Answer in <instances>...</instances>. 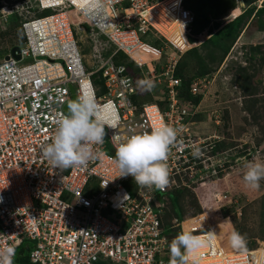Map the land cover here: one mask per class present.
Segmentation results:
<instances>
[{"label":"built area","instance_id":"built-area-1","mask_svg":"<svg viewBox=\"0 0 264 264\" xmlns=\"http://www.w3.org/2000/svg\"><path fill=\"white\" fill-rule=\"evenodd\" d=\"M246 1L235 0L238 12L227 18L264 10V0ZM14 18L20 41L0 51L8 56H0V250L16 253L30 240L29 264H168L169 243L188 230L206 240L199 264H264V245L235 250L224 241L214 219L219 206L164 220L169 195L191 188L189 180L202 179L209 167L205 140L191 128L201 112L194 96L206 90V79L193 78L185 90L176 69L188 49L208 38L213 20L194 33L195 14L184 0H98L96 6L91 0H0V32ZM78 31L93 42L92 70ZM14 46L19 58L10 53ZM142 78L155 84L146 91L153 101L140 103ZM71 85L76 99L91 93L96 118L116 127L91 146L94 159L86 167L61 170L43 157L42 146L54 135L58 115L67 114ZM165 125L177 130L167 188H139L133 177H119L116 145Z\"/></svg>","mask_w":264,"mask_h":264},{"label":"rangeland","instance_id":"rangeland-1","mask_svg":"<svg viewBox=\"0 0 264 264\" xmlns=\"http://www.w3.org/2000/svg\"><path fill=\"white\" fill-rule=\"evenodd\" d=\"M229 2L233 3L228 5ZM187 3L194 8L201 6L199 17L206 26L213 20L210 35L195 47L196 56L183 54L179 62L184 76L198 72L205 75L207 86L201 101L204 111L193 118L191 128L196 138L205 140L204 163L209 167L202 179L189 180L191 188L183 186L187 189L177 196L186 215L219 206L214 219L220 220L217 229L224 241L238 230L246 239V248L263 246L264 179L259 188L252 189L246 186L243 175L249 162L264 163V27L258 22L264 21V13L256 19L248 16V10L242 13L237 17L239 31L227 38L225 30L233 21L227 17L234 0H187ZM17 26L18 18H14L9 28L0 32V50L20 41ZM77 38L86 67L92 70L93 42L85 32L78 31ZM139 92L140 103L154 100L153 94ZM214 110L221 114L219 124L214 123L210 114ZM201 166L202 162L193 168ZM187 178L183 177V181ZM33 244L24 240L16 248L13 264L22 263L20 258H27Z\"/></svg>","mask_w":264,"mask_h":264},{"label":"clouds","instance_id":"clouds-1","mask_svg":"<svg viewBox=\"0 0 264 264\" xmlns=\"http://www.w3.org/2000/svg\"><path fill=\"white\" fill-rule=\"evenodd\" d=\"M81 2L88 4L90 0H81ZM91 2L93 6L98 4V0H91ZM231 10H237L235 3L230 8ZM0 56L2 57V53ZM154 87L155 84L147 79L142 78L137 82V88L145 92L151 91ZM204 94L205 91L202 95L194 96V100L198 98L195 100L196 102L200 101V109ZM66 108L67 114L61 113L55 120V131L50 142L42 146L43 157L53 168L61 170L86 167L89 161L94 159L91 146L102 144L107 135L106 128L115 129L116 124L96 118L97 104L94 96L89 92H81L77 99L67 103ZM203 111L201 109L200 113ZM176 137L177 130L167 125L153 128L150 132H140L127 137L116 145L114 163L119 171L118 176L133 177L136 186L139 188L149 190L154 188L164 191L169 185V172L166 162ZM193 155L198 156L199 150L194 151ZM246 169L243 175L246 186L252 189L259 188V182L264 179V163L249 162ZM200 211L202 210L198 212ZM184 216L190 215L185 214ZM210 239L211 237H208V241ZM228 240L231 248L235 250L246 248V239L239 232L233 231ZM205 244L206 240L201 236L188 230L180 231L169 243L168 264H199L200 250ZM14 255V248L8 247L0 250V264H13Z\"/></svg>","mask_w":264,"mask_h":264},{"label":"trees","instance_id":"trees-1","mask_svg":"<svg viewBox=\"0 0 264 264\" xmlns=\"http://www.w3.org/2000/svg\"><path fill=\"white\" fill-rule=\"evenodd\" d=\"M248 1L249 0H247L246 2L248 3ZM232 3L233 2H229L228 5H231ZM184 5H185V7L189 8L195 14V20H194V23L192 25V29H193L194 33H198L199 31H201L203 28L206 27V23H203L201 21L200 17H199V15H202V11L200 9L201 6L199 7V5H198L197 8H194L195 6H192L191 4H188L187 0L184 1ZM263 13H264V10H262V9L258 10L253 17L255 18V17L262 16ZM251 14H252V9L250 8V9H248V16H250ZM238 18H240V17H238ZM238 18H236L232 22L228 23L229 26L225 30V32L227 33V35H226L227 38L230 37L232 34H237V32L239 31V28H237L238 21H239ZM258 22L261 24L260 27H264V21L263 20L259 19ZM190 41H194V39L190 38ZM195 47H197V46H195ZM195 47H192V48L188 49L185 52V54L193 53L196 56ZM191 72H195V71H191ZM176 74L182 78L183 81H182V86L181 87H183L185 90L187 89V86H188L189 82L193 78H195V77H204L205 76V75H202L200 72L193 73L192 75H190V73H188V76H184L183 70H182V68H180L179 65H178V67L176 69ZM93 79L96 82L95 77ZM195 100H198V98H195ZM183 189H187V188L183 187V188L177 190L176 193L172 197H170V201L171 202L169 203V211L167 213V216L164 218V220L168 219L170 215H177L179 218H182L185 215L184 212H183L182 204H181V202H180V200H179V198L177 196V194L182 192ZM178 208H181L182 211H180ZM236 232H238V230H236ZM21 259H22V263H20V264H29V263H27L28 262V258H24V259L21 258ZM23 260H24L25 263H23Z\"/></svg>","mask_w":264,"mask_h":264},{"label":"water","instance_id":"water-1","mask_svg":"<svg viewBox=\"0 0 264 264\" xmlns=\"http://www.w3.org/2000/svg\"><path fill=\"white\" fill-rule=\"evenodd\" d=\"M17 51H18V48H17V46H15V47L11 48L10 53H11V55H13L15 58H19V55H18V54H15ZM7 58H8V56H5V59H7ZM69 89H70V94H71V99L69 100V102H70V101H72V100H75V99H76V96H75V94H74V87H73L72 85L69 86ZM66 106H67V104L64 106V109H65V111L67 112V108H66Z\"/></svg>","mask_w":264,"mask_h":264},{"label":"bare ground","instance_id":"bare-ground-1","mask_svg":"<svg viewBox=\"0 0 264 264\" xmlns=\"http://www.w3.org/2000/svg\"><path fill=\"white\" fill-rule=\"evenodd\" d=\"M76 2L82 4V3H81V0H76Z\"/></svg>","mask_w":264,"mask_h":264},{"label":"crops","instance_id":"crops-1","mask_svg":"<svg viewBox=\"0 0 264 264\" xmlns=\"http://www.w3.org/2000/svg\"><path fill=\"white\" fill-rule=\"evenodd\" d=\"M21 258H22V257H21ZM21 258H20V259H21Z\"/></svg>","mask_w":264,"mask_h":264}]
</instances>
